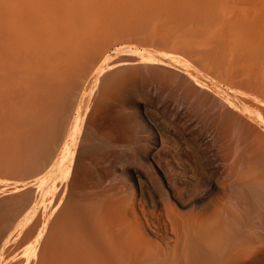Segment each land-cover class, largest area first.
I'll list each match as a JSON object with an SVG mask.
<instances>
[{
    "label": "rangeland",
    "instance_id": "374dc122",
    "mask_svg": "<svg viewBox=\"0 0 264 264\" xmlns=\"http://www.w3.org/2000/svg\"><path fill=\"white\" fill-rule=\"evenodd\" d=\"M0 42L7 59L30 43L33 60L14 63L27 91L0 80L18 87L20 109L0 115V132L17 126L8 147L25 163L50 148L39 165L6 167L16 154L0 134V264H58L38 235L72 207L61 175L37 173L61 145L71 199L92 198L101 215L91 235L123 233L130 264H264V0H0Z\"/></svg>",
    "mask_w": 264,
    "mask_h": 264
},
{
    "label": "bare ground",
    "instance_id": "6f19581e",
    "mask_svg": "<svg viewBox=\"0 0 264 264\" xmlns=\"http://www.w3.org/2000/svg\"><path fill=\"white\" fill-rule=\"evenodd\" d=\"M8 16V15H7ZM11 16V15H10ZM7 19V18H6ZM16 21V20H15ZM18 21V20H17ZM19 22V21H18ZM110 22V21H109ZM121 29V28H120ZM138 29V28H137ZM8 31V30H7ZM5 32V31H4ZM27 31H25V33H26ZM114 32V31H113ZM145 32V31H144ZM7 33V32H6ZM5 33V34H6ZM97 33V32H96ZM9 34V33H8ZM131 34V33H130ZM7 35V34H6ZM143 36V35H142ZM8 37V36H7ZM134 37V36H133ZM9 38V37H8ZM136 38V37H135ZM143 38V37H142ZM150 38V37H149ZM3 39V38H2ZM10 39V38H9ZM127 39V38H126ZM140 39V38H139ZM21 41H22V39H20ZM26 40V39H25ZM29 40V39H28ZM10 41H11V39H10ZM20 41V42H21ZM12 42V41H11ZM1 43V42H0ZM15 43H16V41H15ZM7 44H8V42H7ZM11 44V43H10ZM17 44V43H16ZM19 44V43H18ZM22 44V43H21ZM29 44L30 43H28V48L30 49V47H29ZM1 45H2V43H1ZM6 45V44H5ZM25 46H26V44H25ZM32 46H33V44H32ZM0 48H2V47H0ZM34 48V47H33ZM5 49V48H4ZM7 49H9V48H7ZM11 49V48H10ZM14 49V48H13ZM23 50H24V47L22 48ZM29 49H27V51L26 52H24L23 50H21L25 55H24V59H22L23 58V53H20V48H19V50L17 51V52H15V55L14 56H12V57H9L8 59L6 58L7 56H9L10 54H11V52L12 51H10V53L9 52H7V50H5L4 51V53L6 52V55L5 54H3L4 56H0V58L1 59H6L7 61H5L4 60V62H5V64L8 62V61H10L11 63H13V65L11 66V63L10 62H8V64H9V66H8V64H6V66H5V64L3 63V65H1L2 64V62H0L1 64V66H2V68H1V70L3 71L4 69V71H5V73H4V75L1 77V75L3 74V72H2V74L0 75V77L2 78H0V80L1 81H3V79H5V76H6V79L5 80H7V77H9L10 75H12V77L10 76L9 78H10V80L11 81H13L14 80V78L16 77L17 79H19V80H21L22 78H19V75L17 74V73H22V72H14V71H17V70H21V68H23L24 67V63H26V62H28V60H29V57H30V55H31V53H30V51H28ZM1 50V49H0ZM2 50H3V48H2ZM126 50V49H125ZM9 51V50H8ZM2 52V51H1ZM28 52H29V54H28ZM26 53H27V56H26ZM35 52H33V54H34ZM126 53V52H125ZM17 54L19 55V56H17ZM20 54H22L21 56H20ZM32 54V56H34ZM29 55V56H28ZM107 55V54H106ZM15 56H17V57H15ZM3 57H5V58H3ZM15 58V62H13V59ZM18 58H20V59H22V61L20 62V60H16V59H18ZM26 58L28 59L27 61H26ZM34 58V57H33ZM30 59H31V57H30ZM32 60V59H31ZM33 61V60H32ZM19 62V64L18 65H20V63L21 64H23V67H22V65H21V68H18L19 66H17V68H16V66H14V63L15 64H17ZM29 62H30V60H29ZM33 64V62H31V64L29 63V65L31 66ZM3 66H5V67H3ZM14 66V67H13ZM27 66H28V64H27ZM26 65H25V67H27ZM29 66V67H30ZM33 66H34V64H33ZM10 67L11 68V71L9 72V74H7L8 72H6L7 71V69ZM24 67V68H25ZM32 67V66H31ZM35 67V66H34ZM67 67V66H66ZM4 68V69H3ZM10 68H9V70H10ZM33 68V67H32ZM13 69V70H12ZM14 69H17V70H14ZM8 70V71H9ZM25 70V69H24ZM24 70H23V72H24ZM27 70H29V68L27 69ZM31 70V69H30ZM34 70V69H33ZM147 70V69H146ZM22 71V70H21ZM138 71H140V70H138ZM1 72V71H0ZM29 73H30V75L31 74H33L34 75V72L36 73L35 75H34V79L35 78H37V71H36V69H35V71H28ZM33 72V73H32ZM10 73H12V74H10ZM14 73H16V74H14ZM6 74V75H5ZM23 74H25V73H23ZM23 74H20V75H23ZM8 75V76H7ZM14 75V76H13ZM17 75V76H16ZM33 75H31V76H29L31 79L33 78L32 76ZM59 74H55V76L57 77ZM25 76V75H24ZM23 76V77H24ZM26 76H27V73H26ZM26 76H25V78H24V80H26ZM28 77V76H27ZM28 77V78H29ZM15 78V80H17ZM31 79H28L29 81H31ZM34 79H33V81L31 82V83H33L32 84V86H31V83L29 82V85H30V88L31 87H37V86H35L34 85ZM57 80L59 79V78H56ZM56 79L54 78V82H55V84L53 85V86H55V87H57L58 89H59V91H61L62 92V88H59V87H61L62 85L60 84L62 81L61 80H63V79H59L58 81L60 82L59 84L60 85H58V83H56L57 81H56ZM9 80V79H8ZM15 80H14V82H15ZM23 80V79H22ZM21 80V81H22ZM37 80V79H36ZM35 80V81H36ZM5 82H8V81H5ZM13 82V83H14ZM16 82H17V84H16ZM15 82V84L18 86L19 85V83H18V81H16ZM20 82V81H19ZM13 83H11V84H13ZM22 83H23V85L25 84L23 81H22ZM36 83H38V82H35V84ZM2 84H4V83H2ZM7 85V84H6ZM9 83H8V85H7V89H8V87H9ZM38 85V84H37ZM59 86V87H58ZM3 87V88H2ZM12 86H10V88H11ZM20 88L22 87L23 89H25L26 91H27V86H26V84L24 85V87L21 85V86H19ZM34 87H33V89H34ZM6 88H4V86H2V85H0V101H1V103L0 104H2L1 106H0V115H2L4 118L5 117H7V116H11V118L15 115L16 116V114L15 113H18V111L20 112V109L18 110V111H16V107L17 106H19V105H17L16 107L12 104V101H13V99H14V101L16 100L15 99V97H17L18 98V100L16 101V103L19 101V97H18V95H16V94H18L19 93V89L17 90L18 91V93H16V94H13L15 91H16V89L18 88H15V90H14V87L11 89L12 90V92H11V90H10V88H9V90L10 91H8L7 90V92L9 93V92H11V93H9L8 95H9V98H11V99H9V98H7V92H6V90H4V89H6ZM32 89V88H31ZM53 89V88H52ZM14 90V91H13ZM25 90H22V92H26ZM29 90V89H28ZM16 91V92H17ZM33 91V90H32ZM35 91H36V94L38 93L37 92V88H35ZM35 91H33V93L35 92ZM55 91H58V90H55ZM54 92V91H53ZM60 92V93H61ZM29 93H30V91H29ZM32 93V94H33ZM59 93V92H58ZM63 93H64V91H63ZM10 94H11V96H10ZM26 94V93H25ZM23 94V96L24 97H28V98H26V100H30V98H29V96H28V94ZM32 94H29L30 96H32ZM35 93L33 94L34 96H32V98H34L35 96L37 97V95H36ZM56 93L54 92V93H52V96H53V99H55L56 97H58L57 96V94L55 95ZM60 95V94H59ZM62 95V94H61ZM14 96V97H13ZM253 96H255V95H253ZM263 96V95H262ZM12 97H13V99H12ZM35 97V98H36ZM252 97V96H251ZM31 98V99H32ZM61 99H62V96L60 97ZM253 98V97H252ZM256 98V97H255ZM57 99H59V97L57 98ZM57 99H55L56 100V102L58 101ZM11 102H10V101ZM25 100V99H24ZM25 100V101H26ZM256 100V99H255ZM264 100V99H263ZM54 101V100H53ZM7 102H9V106H7L8 105V103ZM257 102V101H256ZM260 103L262 102V101H259ZM5 103L7 104V105H5ZM23 103V102H22ZM260 103H256L257 105L258 104H260ZM263 103V102H262ZM55 104V103H54ZM58 104V103H57ZM60 104V103H59ZM7 106L6 108L7 109H5V111H4V108L5 107H3V106ZM255 105V104H254ZM262 106V105H261ZM8 107H10L9 109L14 113H12V112H10V110H8ZM57 107H59V109H60V107H61V105L60 106H57ZM256 107V106H255ZM258 107H260V106H258ZM12 108H14L13 110H12ZM20 108H22L21 106H20ZM56 108V107H55ZM57 109V108H56ZM264 109V108H263ZM263 109H261V110H263ZM15 110V111H14ZM54 111H55V109H54ZM57 111V110H56ZM63 111V110H62ZM9 113H12V114H8ZM56 113V112H55ZM59 113H60V111H59ZM40 114V113H39ZM56 114H58V112L56 113ZM20 115V114H19ZM58 115H60V114H58ZM262 115V114H261ZM17 116H18V114H17ZM35 116H36V114H35ZM61 116V120H62V115H60ZM19 117V116H18ZM8 118V117H7ZM54 117H52V119H53ZM15 119H17V117H15ZM20 119H21V117H19V122H20ZM33 120H34V118H32ZM31 119V117H30V120H32ZM42 119H44L43 117H42ZM55 119V118H54ZM53 119V120H54ZM59 119V120H60ZM9 120H10V117H9ZM23 120H24V117H23ZM28 120V119H27ZM32 120V121H33ZM36 120H38V119H36ZM40 120V119H39ZM49 120H51L50 119V117H49ZM22 121V120H21ZM58 121V120H57ZM57 121H55V122H50L49 121V123H51L52 124V128L51 129H53V130H51V129H49L50 131H53V132H55L56 131V128L58 129V131H60V133H61V131L63 130V127H64V129H65V126L63 125L62 127H61V124H60V127H59V124H57ZM80 121V120H79ZM16 122V121H15ZM39 122V121H38ZM44 122V121H43ZM9 123H11V122H9ZM26 123V122H25ZM45 123H46V120H45ZM58 123H60V122H58ZM1 124V123H0ZM5 124V123H4ZM8 124V123H7ZM7 124H6V126H7ZM33 124V123H32ZM1 125H3V124H1ZM0 125V126H1ZM21 125V124H20ZM29 125H30V123H29ZM39 125V124H38ZM46 125H47V123L45 124V127H46ZM4 126V125H3ZM6 126H4V127H6ZM16 126V125H15ZM59 128H58V127ZM9 127H10V125H9ZM14 127V126H13ZM11 127V128H6L7 130H4V132L3 131H1L0 132V134H3V133H5V132H7V134L5 135L4 134V139L6 140V143H7V150H8V152L10 151L9 150V140H10V137L12 136V135H14L16 132H14L15 131V129H16V127ZM38 128H39V126H37ZM43 127V125H41V127L39 128V129H41ZM66 127H68L69 128V126L67 125ZM50 128V127H49ZM2 129H3V127H2ZM28 129V128H27ZM27 129H25V130H27ZM59 129H62V130H59ZM1 130V129H0ZM18 130V129H17ZM66 130H67V128L65 129V133H66ZM31 131V130H30ZM29 132V131H28ZM41 132H43V130L41 131ZM57 132V131H56ZM55 132V133H56ZM64 131H62V133H63ZM18 133H20V132H18ZM30 133V132H29ZM58 133L59 132H57L56 134L58 135ZM40 135H42L43 133H39ZM54 134V133H53ZM68 134H70V133H68ZM35 135V134H34ZM23 136V135H22ZM38 135L36 134V137H37ZM42 136H44V135H42ZM46 136V135H45ZM70 136V135H69ZM20 137V136H19ZM39 137V136H38ZM64 137V136H63ZM29 138V137H28ZM58 138H60V137H58ZM22 139V138H21ZM25 139V138H24ZM38 139H40V138H38ZM53 139V138H52ZM51 138H50V140H52ZM64 139V138H63ZM15 140H16V138H15ZM18 140V139H17ZM17 140L16 141H14L15 143L17 142ZM41 140V139H40ZM40 140H38V142H40ZM65 140V139H64ZM23 141V140H22ZM43 143L46 141V142H48V139L47 138H45V140L42 138V140H41ZM63 141V140H62ZM13 142V143H14ZM27 142V141H26ZM68 142V141H67ZM24 143V142H23ZM28 143V142H27ZM30 143V142H29ZM41 143V142H40ZM58 143V142H57ZM61 143V142H60ZM34 144V143H33ZM32 144V146L33 147H35L34 145ZM14 145V144H13ZM13 145L11 146V151H15V153L14 154H16L15 156H13V157H11V155L9 154V158H7V159H5L4 161V164L6 165V167H8V166H11L12 167V165H13V167L12 168H14V166H16V165H19L21 162H20V160H22V159H20L19 158V154L18 153H20L21 151H23V149L22 150H20V152H18V149L17 148H19L20 149V146H19V143H17V148H16V150H15V147L13 148L14 150H12V147H13ZM39 145H41V144H39ZM38 145V147L40 148V153L38 154V153H36V155H37V157H36V155L35 156H33L31 159H33L34 157L35 158H37V160H35L36 161V163L35 164H37L38 162V165L40 164V160H43V155H44V153L45 154H47L48 153V149H50V148H48L47 146V153L46 152H44L43 151V149H42V147L41 146H39ZM52 145V144H51ZM54 145V144H53ZM66 145H68V144H66ZM3 146H5V145H3ZM58 146V145H57ZM63 145H61V147H57L58 149H57V151H56V153H55V155L53 156V155H50V156H52L53 158V162L51 163V166L48 168V170H47V168H45V170H42V169H40V167H39V169H40V173L38 172V170L39 169H37V174H40L41 176L42 175H48V180L47 179H44V181H45V183L47 184V182L48 183H50V182H52L53 180H54V176H56V175H61L62 177H60V179H58V182H59V184H61L62 186V189L63 190H67V192L65 193L64 191H62V193H61V198L64 196V197H66L65 199L66 200H64V198L62 199V204L64 205V206H66V205H71V207H72V211L70 212V213H68L66 216H60L59 214H56V216L57 217H55L56 219H55V225H54V227L53 228H51V229H49V230H45L46 228H44V225H43V227H41L40 228V232H39V239L41 240V241H43L44 239H49V241L51 242H48L47 241V239H46V241L48 242V243H50V245L48 246L49 247V249L51 250L50 252H52L54 255L52 256V257H56L57 258V261L56 260H54L53 261V263L56 261V262H58V264H60L61 262H59L58 261V259L60 260H62V259H64V260H66V262L69 260V259H79V257L81 258V259H83L84 258V261H88V264H130V260H131V255L133 254V252H132V249L131 248H129V245L128 244H126V241H127V239L126 238H123V233L121 234L120 232L118 233V234H116V233H114V232H111V231H106V232H104L103 233V238H101L102 240H99V237H98V234H97V236H92L91 235V231H92V233L95 231H98V230H100V227H102V225H101V223H102V218H101V215H100V213L99 212H96V211H94V209H95V205H94V202H93V199L92 198H86L87 196H82V195H78V194H76V195H74V197H73V200L71 199V195H70V192L68 191V186H69V184H70V181H71V179H69V178H65V174H63V171L60 169V166L61 165H63L64 163H66V162H68L69 160H67V159H69V154H70V152H69V154H68V148L67 147H62ZM69 146V145H68ZM55 148H56V146H55ZM54 148V149H55ZM62 148H64L63 150H62ZM4 149V148H3ZM24 149H25V147H24ZM35 149H37V146H36V148ZM71 150V149H70ZM3 151V150H2ZM10 151V152H11ZM50 151V150H49ZM13 152H12V154H13ZM24 152H30V153H32V152H34V151H27L26 149L24 150ZM35 152H36V150H35ZM44 152V153H43ZM53 152V151H52ZM2 153V152H1ZM50 153H51V151H50ZM49 153V154H50ZM54 153V152H53ZM3 154V153H2ZM8 154V153H7ZM29 154V153H28ZM35 154V153H34ZM52 154V153H51ZM1 155V154H0ZM18 155V156H17ZM27 154L25 153V155H21V157H28V158H25L24 160H28L26 163H25V161H23L22 163H23V165H24V168L25 167H27V165H28V162H32L31 161V159H30V157H31V155L29 154V156H26ZM39 155V156H38ZM4 156H5V154H4ZM46 156H48V154L46 155ZM45 156V157H46ZM49 156V157H50ZM1 157V156H0ZM71 157H72V155H71ZM2 158V157H1ZM4 158V157H3ZM2 158V159H3ZM49 159V158H48ZM48 159H46V161H48ZM50 160V159H49ZM35 161H33V163L35 162ZM43 162V161H42ZM71 162V161H70ZM3 163V162H2ZM21 163V164H22ZM25 163V164H24ZM29 163V164H30ZM69 163V162H68ZM3 164V165H4ZM67 164V163H66ZM65 164V165H66ZM38 165H37V167H38ZM42 165V164H41ZM43 166V165H42ZM62 167V166H61ZM43 168V167H42ZM7 170H8V168H7ZM67 170H68V168H67ZM19 171V170H18ZM9 175H10V172L8 173ZM43 178H45V177H43ZM42 178V179H43ZM40 183V182H39ZM45 183H43V184H45ZM41 184V183H40ZM67 186V187H66ZM37 188H38V186H37ZM36 188V189H37ZM35 189V190H36ZM38 194H37V200H38V208H39V210H43V202H42V200H44V199H42V198H44L43 196H44V190H43V186L42 185H40V187L38 188ZM42 197V198H41ZM41 199V200H40ZM94 206V207H93ZM62 210V209H61ZM59 213V212H58ZM104 222V221H103ZM85 223H87V226L86 227H84V225L83 224H85ZM80 225L81 226H83L84 228H87L88 230L86 231V229H82L81 227H80ZM174 229V228H173ZM155 230H156V228H155ZM139 232H141L142 234L145 232L144 231V227H142V226H140V229H139ZM175 232V231H174ZM99 233V232H98ZM96 234V233H95ZM176 234V233H175ZM99 235H101V234H99ZM178 234H176V235H174L175 237L177 236ZM178 237V236H177ZM40 243H42V242H40ZM47 243V244H48ZM41 245V244H40ZM39 245V246H40ZM42 246V245H41ZM47 246V245H46ZM51 246V247H50ZM45 247V246H44ZM48 249V248H47ZM210 249H212V248H210ZM42 250V249H41ZM44 250V249H43ZM45 251V250H44ZM48 253V252H47ZM211 254V253H210ZM49 255H51V254H49ZM184 258H185V255H184ZM187 258V257H186ZM130 259V260H129ZM64 260H62V261H64ZM133 260H134V258H133ZM185 260V259H184ZM83 261V260H82ZM132 261V260H131ZM186 261V260H185ZM79 262H80V260H79ZM69 263H72V262H70V261H68L67 262V264H69ZM54 264H56V263H54ZM62 264V263H61ZM66 264V263H65ZM83 264V263H82ZM207 264H212L211 262H208Z\"/></svg>",
    "mask_w": 264,
    "mask_h": 264
}]
</instances>
